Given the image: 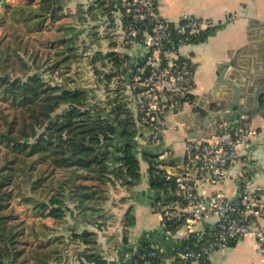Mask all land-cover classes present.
<instances>
[{
    "label": "trees",
    "instance_id": "16d2710c",
    "mask_svg": "<svg viewBox=\"0 0 264 264\" xmlns=\"http://www.w3.org/2000/svg\"><path fill=\"white\" fill-rule=\"evenodd\" d=\"M61 2L18 0L14 7L27 12L22 19H33L42 29L47 19L52 22L61 11ZM12 10L11 0H0V23L10 19ZM61 35L59 31L57 37L64 42L66 37ZM5 42L6 36L1 37L0 61L9 52L1 49ZM7 57L1 61L0 69V264H57L67 250L73 251L79 264H116L102 256L96 231H75L68 242L46 221L54 224L70 216L77 222L102 228L112 217L103 205L108 200V186L116 180L129 186L137 184L138 129L126 103L120 101L107 112L106 106L89 103V93L84 88L61 89L46 83L36 71L25 77L12 75L4 65L11 58ZM21 62L27 67L23 58ZM57 66L58 63L54 67ZM144 156L150 164L151 187L159 194L155 200L174 203L175 181L165 177V169L158 168L166 164L165 160L151 152H144ZM39 191L44 194L37 197ZM17 199L36 209L41 227L45 228L35 224L28 227L23 210L15 204ZM185 221V216L175 215L167 229L174 232ZM134 223L135 215L128 212L126 224ZM68 243L76 249H68ZM149 244L157 246L148 243L142 251ZM181 246L170 247V252ZM167 253L162 250L152 263L160 264ZM135 258L132 256V261ZM177 263L192 264L181 258Z\"/></svg>",
    "mask_w": 264,
    "mask_h": 264
},
{
    "label": "built area",
    "instance_id": "2783aa9c",
    "mask_svg": "<svg viewBox=\"0 0 264 264\" xmlns=\"http://www.w3.org/2000/svg\"><path fill=\"white\" fill-rule=\"evenodd\" d=\"M89 2L103 11L106 22L116 24L111 47L101 52L96 66H88L90 73L93 67L102 72L95 81L101 94L88 87L89 103L96 100L109 112L111 106L124 101L138 129L136 138L144 133L152 144L161 145L170 129L169 116L183 111L195 89L197 63L190 46L205 39L223 21L188 12L172 20L160 13L158 0ZM259 133L251 125L235 128L220 120L216 131L185 140L184 160L178 170L158 165L165 169L167 179L175 181V202L155 200V205L163 230L175 234L182 245L171 254L176 264L177 258L192 264L208 262L214 251L224 250L243 237L255 239V252L264 264V187L241 159L243 150L251 147ZM162 153L167 156L170 152L164 149ZM234 166L239 170L231 172ZM231 177L238 179V188L231 195L202 191ZM175 215L185 216L186 221L172 232L167 228ZM205 218H213L214 223L194 230ZM157 246L149 244L145 251L143 246L136 248V258L130 264H153L162 251Z\"/></svg>",
    "mask_w": 264,
    "mask_h": 264
},
{
    "label": "crops",
    "instance_id": "0c3cea01",
    "mask_svg": "<svg viewBox=\"0 0 264 264\" xmlns=\"http://www.w3.org/2000/svg\"><path fill=\"white\" fill-rule=\"evenodd\" d=\"M158 1L160 13L172 20H178L184 12H188L223 22L205 39L190 46L197 63L195 89L191 101L185 104L183 111L169 116L170 129L162 144H152L144 133L135 137L140 178L134 186L125 185L120 180L108 186V200L103 205L112 217L107 225L99 228L89 223L77 222L68 216L65 218V223L72 224L76 232L84 229L96 231L102 256L108 262L116 264H130L136 248L148 243H154L163 251H168L160 264H176L170 247L180 242L175 234L162 228L161 215L155 208V199L159 194L151 187L150 164L144 152L160 153V159L166 162V169L178 170L184 160L185 140L206 136L216 128L211 115L202 116L199 108H207L211 103L220 104L222 99H230L228 95L231 96L235 91L226 83L216 89L218 72H223L225 78L234 81L243 89V93H248L257 86L264 89V0ZM231 16L233 19L229 20ZM247 98L242 96L241 102L247 103ZM250 125L258 128L260 133L251 147L243 150L241 159L251 168L256 181L264 187V104L261 114L256 115ZM164 149L170 152L169 155L162 153ZM238 170L239 166H234L231 172ZM237 188V177H231L222 184L208 186L202 191H221L231 195ZM128 212L135 215V223L132 225L126 224ZM213 223V218H205L194 225V230L206 229ZM65 228L67 230V226ZM255 245L254 238L243 237L224 250L214 251L210 263L261 264ZM73 264L79 263L73 261Z\"/></svg>",
    "mask_w": 264,
    "mask_h": 264
},
{
    "label": "rangeland",
    "instance_id": "374dc122",
    "mask_svg": "<svg viewBox=\"0 0 264 264\" xmlns=\"http://www.w3.org/2000/svg\"><path fill=\"white\" fill-rule=\"evenodd\" d=\"M17 2L18 0H11L13 10L9 15L10 19L4 24L0 23V39L6 36L7 41L2 44L1 49H8L9 52L4 56L11 57L4 63L6 70L12 75L21 77H25L28 72L36 71L46 83L55 84L61 89L95 88L100 95L101 87L95 81L102 75V72L100 73L98 67H93L94 71L90 73L88 66L91 64L96 66L99 61L97 59L103 56V50L111 47L116 24L106 22L103 11L91 5L89 0H62L61 11L53 20L55 22L47 19V24L39 29L33 19L21 18V16H26L27 12H20L19 8L14 7V3ZM59 31L60 37L61 34H63V39L66 37L64 42H60L57 37ZM17 54L25 60L27 67L23 65ZM5 57L1 58V61H4ZM48 60L51 62L49 63ZM1 61L0 69H2ZM57 63L58 66L54 67ZM94 101L95 103L91 104L99 105L96 100ZM63 108L64 106L59 108L57 113L59 114ZM58 174H60L59 171ZM42 194L44 193L39 191L36 196L39 197ZM18 200L20 199H17L15 204H19L17 209L23 210L21 214L26 218L28 227L35 224L37 227L45 228L41 227V217L35 212L36 209L32 208L29 202L20 204ZM65 222V219L54 224L51 220L46 221L47 224L53 225L54 233L62 234V238L71 242L75 229L72 228V224ZM42 234L45 233L42 232ZM31 239L38 243L36 238L31 237ZM68 245V249H76L75 245L72 246L70 243ZM72 254L73 251L69 250L63 252L62 262L59 263L77 262Z\"/></svg>",
    "mask_w": 264,
    "mask_h": 264
},
{
    "label": "water",
    "instance_id": "95a60500",
    "mask_svg": "<svg viewBox=\"0 0 264 264\" xmlns=\"http://www.w3.org/2000/svg\"><path fill=\"white\" fill-rule=\"evenodd\" d=\"M222 83L228 84L229 88L235 90L234 93L231 96L228 95V98L230 99H222V101L219 102L220 104L215 105L214 103H211L207 108H199L202 116L211 115L212 122L216 124L214 131H216L217 123L220 120L227 121L230 127L235 128L250 125L253 118L256 115L261 114V107H263L264 104V89L257 86L250 89L248 93H243V89L239 88L234 81L225 78L223 72L220 71L218 72L216 89L219 88ZM242 96L248 97L247 103L241 102Z\"/></svg>",
    "mask_w": 264,
    "mask_h": 264
}]
</instances>
